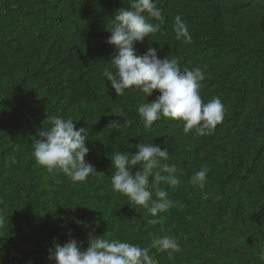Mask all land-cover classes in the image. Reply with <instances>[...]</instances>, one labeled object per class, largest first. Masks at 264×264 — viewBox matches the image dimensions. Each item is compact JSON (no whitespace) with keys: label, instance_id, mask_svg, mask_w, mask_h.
Listing matches in <instances>:
<instances>
[{"label":"rangeland","instance_id":"obj_1","mask_svg":"<svg viewBox=\"0 0 264 264\" xmlns=\"http://www.w3.org/2000/svg\"><path fill=\"white\" fill-rule=\"evenodd\" d=\"M53 1L48 0L47 4ZM19 3L22 4L0 0V8ZM116 4L118 9L130 7L126 0ZM158 4L163 7L161 20L170 19L168 25L180 15L200 31L208 30L211 25L199 24L200 18L214 23L226 39L264 51V0H159ZM9 15L0 12L4 27ZM110 18L80 15L77 28L69 34L71 30L49 31L40 26L38 19L29 20L23 15L18 21L24 25L23 33L17 35L10 27L0 30V264H55L49 260V249L54 243L76 238L87 248L89 226L94 227L97 221L99 227H95L94 235L106 233L109 239L141 247H150L159 236L175 237L179 251L151 248L154 264H264V86H260L264 74L234 78L227 74L231 67L228 58L220 60L221 53L215 59L191 61V69L199 67L207 73L201 82L202 99L207 102L219 97L225 105L223 121L210 133L213 141L225 148L202 162H185L182 150L200 151L209 134H185L182 121L166 117L146 130L137 107L160 93L154 90L147 97L142 92L126 90L124 96H117L103 75L105 68L115 72L109 65L116 53L114 45L110 44L104 52L111 56L110 61L89 64L96 55L92 44L99 45L100 34L110 33L106 30ZM213 26L209 34L216 30ZM160 32L149 37L159 52L169 47L168 39ZM11 37L16 39L10 41ZM135 47L136 54L143 55L145 40L136 42ZM195 48L198 52L200 44ZM218 48L225 49V43ZM24 55L27 65L19 58ZM249 71L252 73L253 67ZM27 78H37L38 82L41 78H94L97 88L91 86L90 91L99 98H49L38 82ZM211 79L247 89V95L223 91ZM104 91L109 96L103 95ZM102 100H107L108 106L120 103L126 109L111 107L103 111ZM84 107L89 108L84 124L92 126L86 142L90 149L86 161L97 172L86 182L73 183L62 172L49 173L39 165L32 154V142L34 137L39 138V129L49 127L48 116L71 117L79 120L74 121L77 128L82 127ZM114 112L132 124L112 129L109 125L113 121L124 124L126 120ZM141 140L167 147L169 159L161 163L175 165L180 179L175 187L161 183L174 206L159 214L162 218L157 224L148 222L153 217L146 208L137 211L128 197L113 191L111 185L115 169L110 154L125 151L131 155L138 151L135 145ZM204 167L215 177L207 175L201 189L190 178ZM233 173L245 177H231L233 183L227 184Z\"/></svg>","mask_w":264,"mask_h":264},{"label":"clouds","instance_id":"obj_2","mask_svg":"<svg viewBox=\"0 0 264 264\" xmlns=\"http://www.w3.org/2000/svg\"><path fill=\"white\" fill-rule=\"evenodd\" d=\"M126 2L130 7L118 9L107 23L106 30L111 33L107 42L116 48L109 63L115 72L105 68L103 75L111 82L117 96H124L126 90L139 91L147 97L152 96L154 90L159 91L160 94L154 100L140 103L137 107L146 130L150 131L154 122L166 117L182 121L185 134H210L223 121L225 105L219 97L207 102L202 99L201 82L207 73L199 67L182 69L176 58H160L155 47H149L143 55H137L136 42H143L160 31L161 25L153 23V20H161L163 10L158 7L159 0ZM173 31L177 40L183 38L185 42H191L187 22L180 15L174 18ZM125 118L124 124L113 121L109 126L119 130L121 125L130 126L132 121ZM47 120L50 127H42L38 131L39 138H33L32 154L36 162L49 173L62 172L73 183L86 182L91 174L97 172L95 166L86 161L90 151L86 143L88 129L77 128L74 121L79 120L71 117L54 115L48 116ZM135 147L138 151L131 155L125 151L110 154L115 169L111 175L112 189L127 196L130 205L137 211L146 208L153 217L148 222L157 224L162 218L159 214L174 206L168 192L160 185H178V169L175 165L161 163L169 159L167 147L142 140ZM209 171L207 167L201 168L190 178V182L203 189ZM2 222L3 216L0 215ZM89 227L91 231L87 248L83 241L76 238H70L63 244L56 242L49 249V260L55 264H154L151 248L169 253L180 250L178 240L173 236L156 237L150 247H141L120 239H109L106 233L94 235L99 221L94 227Z\"/></svg>","mask_w":264,"mask_h":264},{"label":"trees","instance_id":"obj_3","mask_svg":"<svg viewBox=\"0 0 264 264\" xmlns=\"http://www.w3.org/2000/svg\"><path fill=\"white\" fill-rule=\"evenodd\" d=\"M22 2V4H18L16 6H3L2 10L0 8V12L6 11L8 14V21L7 26L10 27L12 31H17V35L19 33L24 32V25H20L18 21L20 20V17L23 15L27 16L29 20L38 19L41 23L40 26L43 28H48L49 31L55 32L57 29L61 31H69V34H73L72 30H75L79 24L78 20L80 15H83V17H88L92 15L93 17L96 16V18H103L105 15H109L110 17H113L118 10V4H116V1L120 0H54L50 4L48 3V0H16V2ZM125 1V0H124ZM202 2H210L213 0H201ZM11 4V3H10ZM163 10L162 6H159ZM232 7V6H231ZM241 8V6H240ZM234 9V7H233ZM54 11V12H51ZM95 11V12H94ZM92 18V17H91ZM70 23L68 24L67 23ZM170 19L168 17H165L163 20L156 21L153 20V23H159L161 25L160 31L152 34L151 36L156 35L157 33H162L165 39H168L169 47L161 50L158 55L160 58H164L165 56H170V58H176L179 61V64L181 68H190L193 63L191 61H207L208 59H215L217 58V55L219 53L222 54V59H227L228 66L231 67L230 70L227 71V74L234 75V78L237 77H245V76H251L256 75L259 77L260 75L264 74V51L258 48L254 47H248L245 45H242L240 41L238 40H229L226 39L223 35L219 34L220 32L218 29H216L214 26V23H210L204 20H201L200 18L197 19V22L199 24L203 25H211V27L208 30L200 31L198 28L188 24V30L189 34L191 36V42H185V39H176V34L173 31V24L174 22H170L168 25L167 22H169ZM29 25V24H28ZM171 25V26H170ZM214 25V26H213ZM212 26L214 27L213 32L210 33V29H212ZM4 27V24L0 22V30L6 29ZM9 28V29H10ZM218 30V31H217ZM19 32V33H18ZM26 33V32H25ZM24 33V34H25ZM221 33V32H220ZM22 35V34H20ZM101 35V42L99 45L92 44V48L95 52V58H91V62L89 64L95 63V61H110L111 56L104 55V52L107 50L106 48L110 46V43L107 42L108 37L111 35V33L100 34ZM67 36V34L65 35ZM7 37V36H6ZM14 37L9 38L10 41H13ZM7 40L5 41V43ZM225 43L226 48L225 49H219L218 47ZM200 44L201 49L197 52L195 45ZM156 44L151 41L149 38H145V49L148 50L149 47H154ZM157 46V45H156ZM199 56H198V54ZM99 56V59H97ZM22 60V64L27 65V60L24 56L19 57ZM42 65V64H41ZM253 67V72L251 73L249 69ZM62 73V71H61ZM249 74V75H248ZM251 74V75H250ZM35 75V73L30 74ZM30 80L32 82H38L36 80L37 78H27V80ZM39 79V78H38ZM84 79V80H83ZM246 80H249V78H244ZM257 79V78H255ZM94 78H68L67 81L62 80L61 78H41L39 80V84L41 85V88H43L46 92V95L51 97H58L63 98L64 100L70 99V100H77V98L81 95H84V97H89L93 99L99 98L97 94H94L90 91L91 86H95L97 88V85L93 82ZM211 81L215 85L222 86L223 91H238L242 92V96L245 97L247 95V89L242 90L240 88H236L233 85L219 82L216 80L211 79ZM255 82V80H254ZM81 83V84H79ZM260 86H264V81L261 82ZM103 95L109 96V93L103 92ZM107 100H102L100 103V108L103 111H107L111 107H116L115 109H123L125 110L126 107L120 103L118 104H110L108 106ZM10 105L9 103H7ZM89 108L84 107L83 111V120L81 121L82 127H85L88 129V134L91 132V127L89 124H84L85 119L88 117ZM233 121V120H231ZM47 123V122H46ZM234 121L233 124L234 125ZM50 127V125H49ZM212 134H209V136L205 140V144L203 148L199 151L198 148L190 149V150H182L183 154V160L186 162L188 159L202 162L203 160L209 159L211 156L217 154L221 150H223L225 147L218 141H213ZM220 140V138H219ZM224 141V140H223ZM227 149V147H226ZM200 152V154H197L196 152ZM223 169H227V166L225 163H223ZM209 177L214 178L215 176L212 175V173L209 171L207 173ZM231 177H234L236 180L243 179L245 175H242L241 173H233L229 177L227 184L233 183L231 182Z\"/></svg>","mask_w":264,"mask_h":264}]
</instances>
